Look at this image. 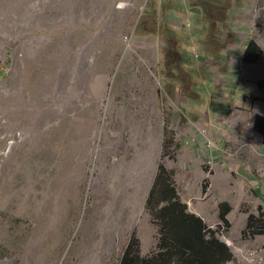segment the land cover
<instances>
[{
	"label": "rangeland",
	"instance_id": "obj_1",
	"mask_svg": "<svg viewBox=\"0 0 264 264\" xmlns=\"http://www.w3.org/2000/svg\"><path fill=\"white\" fill-rule=\"evenodd\" d=\"M260 117L264 0H0V264L162 252V169L245 264L264 247L244 236L264 220Z\"/></svg>",
	"mask_w": 264,
	"mask_h": 264
},
{
	"label": "trees",
	"instance_id": "obj_2",
	"mask_svg": "<svg viewBox=\"0 0 264 264\" xmlns=\"http://www.w3.org/2000/svg\"><path fill=\"white\" fill-rule=\"evenodd\" d=\"M245 52L246 63H254L261 56L255 40L249 43ZM260 120L264 121L261 117ZM256 129L262 130L258 123ZM156 183L160 185L151 191L148 205L151 206L153 202L156 204L154 215L162 225L160 246L163 251L145 260L128 248L120 264H164L167 261L173 264H227L232 258L230 250L214 235H209L205 223L198 215L187 210L186 205L177 197L175 185L168 178L165 169L158 173ZM162 202L164 205H160ZM228 211L230 208L225 205L221 217L224 218ZM263 232L264 220L252 216L247 223L244 236ZM154 258L156 259L153 260Z\"/></svg>",
	"mask_w": 264,
	"mask_h": 264
},
{
	"label": "built area",
	"instance_id": "obj_3",
	"mask_svg": "<svg viewBox=\"0 0 264 264\" xmlns=\"http://www.w3.org/2000/svg\"><path fill=\"white\" fill-rule=\"evenodd\" d=\"M254 251H246L245 264H264V247L261 249H253Z\"/></svg>",
	"mask_w": 264,
	"mask_h": 264
},
{
	"label": "crops",
	"instance_id": "obj_4",
	"mask_svg": "<svg viewBox=\"0 0 264 264\" xmlns=\"http://www.w3.org/2000/svg\"><path fill=\"white\" fill-rule=\"evenodd\" d=\"M246 53V52H245ZM253 64V63H252ZM261 120H259L258 122H257V120H256V124L258 123L259 125H260V127L262 128V132H264V122H260ZM256 131L261 135V136H264L262 133H261V131H259V130H257L256 129ZM263 138V137H262ZM264 144V143H263ZM263 148H264V146H263ZM252 176H253V178L255 177V175L254 174H252ZM260 189H261V192H259V193H257V196H258V198H260L261 200H264V182H260ZM263 241V243H264V240H262ZM262 243V244H263ZM260 247V246H259Z\"/></svg>",
	"mask_w": 264,
	"mask_h": 264
}]
</instances>
